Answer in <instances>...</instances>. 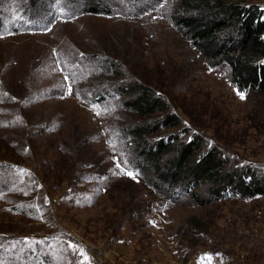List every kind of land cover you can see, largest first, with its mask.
Listing matches in <instances>:
<instances>
[{"label":"rangeland","instance_id":"obj_1","mask_svg":"<svg viewBox=\"0 0 264 264\" xmlns=\"http://www.w3.org/2000/svg\"><path fill=\"white\" fill-rule=\"evenodd\" d=\"M33 1L0 0V264H80V248L89 264H264V196L198 206L156 192L119 152L118 104L89 101L115 58L239 165L264 167V120L172 25L175 0L140 13L144 0H98L109 13L37 0L50 13L29 16Z\"/></svg>","mask_w":264,"mask_h":264},{"label":"trees","instance_id":"obj_2","mask_svg":"<svg viewBox=\"0 0 264 264\" xmlns=\"http://www.w3.org/2000/svg\"><path fill=\"white\" fill-rule=\"evenodd\" d=\"M35 1L32 11L26 9L29 16L50 13V9H36ZM48 1L47 6L56 10L71 9L79 3V0ZM164 1L144 0L135 9L140 13ZM85 2L86 12L93 13H109L117 5L113 0V7L100 5L98 0ZM170 9V22L182 38L208 65H227L231 83L250 97L253 110L264 120L263 6L248 0H175ZM6 17L7 23L13 25L10 13ZM87 61L92 65L91 60ZM98 67L97 76L92 74L103 88L95 90L89 101L110 99L118 104L121 112L114 140L120 144L119 152L128 155L130 169L139 172L148 186L170 199L187 196L198 206L234 196H264L263 165L252 162L239 165L222 145L209 142L207 135L189 128L184 115L172 109L163 90L145 78L134 76L119 60H105ZM116 157L123 162L120 160L124 158ZM79 159L76 157L75 161ZM95 171L101 170L92 172ZM199 190L205 195L201 196Z\"/></svg>","mask_w":264,"mask_h":264},{"label":"snow or ice","instance_id":"obj_3","mask_svg":"<svg viewBox=\"0 0 264 264\" xmlns=\"http://www.w3.org/2000/svg\"><path fill=\"white\" fill-rule=\"evenodd\" d=\"M69 92H70V89H69ZM241 98H243V93H238ZM118 168L121 167L120 165V162H119V158H117V165H116ZM21 174L25 173L26 170L24 169H19L18 170ZM127 175L129 176H134V173L133 172H127L126 173ZM46 202H47V198H45ZM24 242L25 243H29V240L28 238H24ZM36 243H40V242H36ZM69 247L72 248L73 250L76 249V245H72L70 242H69ZM79 252H80V255L83 257V260L80 262V264H89V257L87 256V254L85 253L84 249L83 248H80L79 249Z\"/></svg>","mask_w":264,"mask_h":264},{"label":"built area","instance_id":"obj_4","mask_svg":"<svg viewBox=\"0 0 264 264\" xmlns=\"http://www.w3.org/2000/svg\"><path fill=\"white\" fill-rule=\"evenodd\" d=\"M92 252H94L95 254H102L101 250H99L98 248L94 247V246H90Z\"/></svg>","mask_w":264,"mask_h":264}]
</instances>
